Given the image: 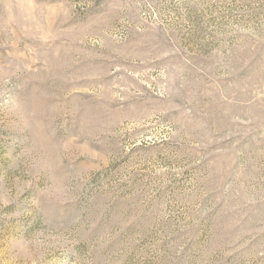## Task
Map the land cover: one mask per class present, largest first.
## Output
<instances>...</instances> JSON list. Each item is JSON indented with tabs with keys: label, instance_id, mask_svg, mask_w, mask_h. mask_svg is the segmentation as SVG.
Instances as JSON below:
<instances>
[{
	"label": "rangeland",
	"instance_id": "obj_1",
	"mask_svg": "<svg viewBox=\"0 0 264 264\" xmlns=\"http://www.w3.org/2000/svg\"><path fill=\"white\" fill-rule=\"evenodd\" d=\"M0 264H264V0H0Z\"/></svg>",
	"mask_w": 264,
	"mask_h": 264
}]
</instances>
